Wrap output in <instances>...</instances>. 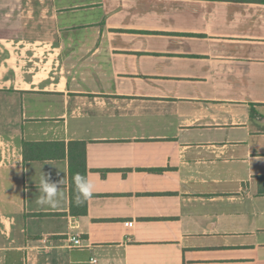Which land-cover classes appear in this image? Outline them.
Masks as SVG:
<instances>
[{"label": "crops", "instance_id": "obj_1", "mask_svg": "<svg viewBox=\"0 0 264 264\" xmlns=\"http://www.w3.org/2000/svg\"><path fill=\"white\" fill-rule=\"evenodd\" d=\"M0 264H264V0H0Z\"/></svg>", "mask_w": 264, "mask_h": 264}, {"label": "clouds", "instance_id": "obj_2", "mask_svg": "<svg viewBox=\"0 0 264 264\" xmlns=\"http://www.w3.org/2000/svg\"><path fill=\"white\" fill-rule=\"evenodd\" d=\"M59 175L60 173L57 172L58 177ZM62 183V178L53 180L50 173L41 172L37 189L39 194L35 197V203L42 207H57L61 203ZM72 183L75 187L77 204H84L92 198L96 186L86 175L76 173L72 177Z\"/></svg>", "mask_w": 264, "mask_h": 264}, {"label": "trees", "instance_id": "obj_3", "mask_svg": "<svg viewBox=\"0 0 264 264\" xmlns=\"http://www.w3.org/2000/svg\"><path fill=\"white\" fill-rule=\"evenodd\" d=\"M80 173L82 175H86L88 173L86 157L85 155L79 156L77 158L70 159V213L76 217L86 216L87 214V202L84 204L76 203V192L74 184L72 183V177L76 174Z\"/></svg>", "mask_w": 264, "mask_h": 264}, {"label": "built area", "instance_id": "obj_4", "mask_svg": "<svg viewBox=\"0 0 264 264\" xmlns=\"http://www.w3.org/2000/svg\"><path fill=\"white\" fill-rule=\"evenodd\" d=\"M70 248H81L83 247L82 239L80 236L69 237L68 239Z\"/></svg>", "mask_w": 264, "mask_h": 264}]
</instances>
